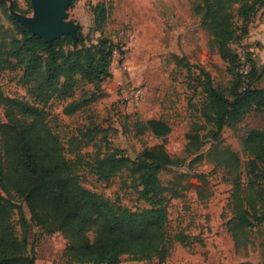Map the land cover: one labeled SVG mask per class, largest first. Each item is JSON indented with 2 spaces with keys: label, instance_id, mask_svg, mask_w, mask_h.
<instances>
[{
  "label": "trees",
  "instance_id": "obj_1",
  "mask_svg": "<svg viewBox=\"0 0 264 264\" xmlns=\"http://www.w3.org/2000/svg\"><path fill=\"white\" fill-rule=\"evenodd\" d=\"M76 0L70 1V7ZM3 7L6 5L0 0ZM15 8L20 10L15 3ZM264 0H200L195 10L209 29L211 43L218 48L221 58L228 63L232 74L229 85H215L207 76L206 98L201 103V115L213 125L215 137L226 126H236L251 112L264 111V83L255 58H246L232 46L234 40L249 36L250 25ZM97 28L102 34L97 41L89 38L79 24L80 40L63 35L50 44L43 36L33 34L12 15L16 33L9 34L1 24L0 70L21 65L22 81L31 99L7 95L0 85V104L6 119L0 115V264H36L29 254L28 233L31 224L41 226L47 233L63 232L69 239L65 256L77 264H121L128 255L135 260L158 257L165 261L174 242L191 243L190 234L173 230L170 225V204L183 195L174 180L166 183L165 169L179 165L182 159L173 156L164 144L146 146L135 157L106 140L93 153L83 154L82 147L93 141L98 146L96 133L100 124L89 127L83 136L70 140L73 156L68 154L60 132L49 119L45 105L52 99H64L63 112L72 115L95 98L94 92L76 96L81 82L95 83L96 88L112 75L111 63L117 47L104 33L108 11L104 2L94 6ZM248 64L249 68L243 70ZM144 125L153 134L163 136L172 125L163 117H152ZM237 127V126H236ZM187 150L199 149L198 134L189 132ZM248 174L242 181V158L229 146L215 147L219 164L232 176L231 193L233 216L229 229L240 245L249 233L264 225V129L252 128L242 138ZM84 172H92L98 181L110 182L125 175L130 186L146 206L129 207L119 198L107 196L86 185ZM193 183L184 184L190 188ZM197 195L203 190L200 185ZM22 199L29 209L28 217ZM18 213L19 221L14 217ZM18 225L23 235L18 232ZM94 232L91 238L90 232ZM239 264H253L242 261Z\"/></svg>",
  "mask_w": 264,
  "mask_h": 264
},
{
  "label": "rangeland",
  "instance_id": "obj_2",
  "mask_svg": "<svg viewBox=\"0 0 264 264\" xmlns=\"http://www.w3.org/2000/svg\"><path fill=\"white\" fill-rule=\"evenodd\" d=\"M0 4V25L9 34L15 28L9 16L11 1L20 12L32 14L31 0H3ZM200 0H76L70 7V18L82 25L88 42L97 41L102 32L97 28L94 6L104 2L108 17L104 33L110 36L116 48L111 63L112 75L102 82L100 89L95 83L83 81L76 96L84 92L96 94V98L78 112L67 115L63 112L64 99H52L45 108L51 124L57 129L68 154L73 156L70 140L86 142L83 132L94 124H100L102 131L96 133L98 146L93 141L82 147V153H93L106 140L122 148L126 154L138 155L146 146L164 144L166 149L183 162L165 169L163 180H174L182 190L181 197H175L170 204V225L173 230H184L190 234L191 243L175 241L167 259L135 260L124 255L121 264H239L251 261L264 264V225L256 227L237 245L229 229L233 216L231 193L232 176L220 165L215 147L229 146L242 158V181L249 178L242 138L252 128L264 129V111L251 112L236 126H226L219 137L211 132L213 125L201 115L200 106L206 98L205 84L208 71L215 85H229L232 74L228 63L211 43L209 29L202 23L195 6ZM255 17L250 25L254 34L261 23ZM0 29V37H1ZM251 35L234 40L232 46L246 58L251 53L256 59L262 46L252 40ZM261 59V58H260ZM259 61V60H257ZM264 61V60H261ZM262 64V63H261ZM260 69L264 83V63ZM261 68V67H260ZM23 69L15 65L0 70V85L10 96L31 99L22 81ZM6 110L0 104V115ZM152 117H163L172 125V131L163 136L153 134L144 125ZM192 132L199 135V149L187 150ZM125 175H118L110 182L98 181L92 172H84L87 186L104 192L112 198H119L129 207L146 206L138 199L137 191L130 186L131 178L124 183ZM200 185L203 195L199 198L197 188H183L184 184ZM264 184V183H263ZM0 192L4 193L0 188ZM15 201L23 203L15 197ZM24 209L30 217L25 203ZM19 221L18 213L14 217ZM20 236L23 229L18 225ZM94 238V232H90ZM29 254L34 255L36 264L70 263L65 256L69 244L61 232L47 233L41 226L31 224L29 233ZM92 264V263H86Z\"/></svg>",
  "mask_w": 264,
  "mask_h": 264
},
{
  "label": "water",
  "instance_id": "obj_3",
  "mask_svg": "<svg viewBox=\"0 0 264 264\" xmlns=\"http://www.w3.org/2000/svg\"><path fill=\"white\" fill-rule=\"evenodd\" d=\"M71 0H31L33 13L18 11L10 3L12 16L33 34L43 36L50 44L63 35H71L74 42L80 40L79 23L70 18Z\"/></svg>",
  "mask_w": 264,
  "mask_h": 264
},
{
  "label": "crops",
  "instance_id": "obj_4",
  "mask_svg": "<svg viewBox=\"0 0 264 264\" xmlns=\"http://www.w3.org/2000/svg\"><path fill=\"white\" fill-rule=\"evenodd\" d=\"M262 16V19H261V23L258 27V30L255 31L254 34H249V36L251 35V39L252 40H256L257 43H259V45L262 46V51L259 53V55L257 56L258 59H256V63H257V66L262 69L263 67V63L264 61H261V60H264V8L259 11V13L257 14L256 17H261ZM261 58V59H260ZM259 60V61H257ZM262 63V64H261Z\"/></svg>",
  "mask_w": 264,
  "mask_h": 264
},
{
  "label": "built area",
  "instance_id": "obj_5",
  "mask_svg": "<svg viewBox=\"0 0 264 264\" xmlns=\"http://www.w3.org/2000/svg\"><path fill=\"white\" fill-rule=\"evenodd\" d=\"M249 68V65L246 64L244 67H243V70H247Z\"/></svg>",
  "mask_w": 264,
  "mask_h": 264
}]
</instances>
